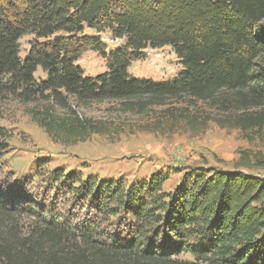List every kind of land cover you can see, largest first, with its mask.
<instances>
[{
  "label": "trees",
  "instance_id": "1",
  "mask_svg": "<svg viewBox=\"0 0 264 264\" xmlns=\"http://www.w3.org/2000/svg\"><path fill=\"white\" fill-rule=\"evenodd\" d=\"M262 22L264 0H0V100L46 104L31 120L68 145L100 133L77 112L93 104L220 100L264 144ZM85 29L125 43L106 51ZM24 36L34 40L21 59ZM164 47L182 66L173 79L128 73L146 49ZM87 51L104 59L105 72L85 76L77 62ZM38 69L45 79L34 78ZM238 154L232 171H194L173 194L162 175L127 185L60 170L36 201L0 194V264H264V178L250 172L264 170V154Z\"/></svg>",
  "mask_w": 264,
  "mask_h": 264
},
{
  "label": "rangeland",
  "instance_id": "2",
  "mask_svg": "<svg viewBox=\"0 0 264 264\" xmlns=\"http://www.w3.org/2000/svg\"><path fill=\"white\" fill-rule=\"evenodd\" d=\"M260 28L264 31V22ZM84 34L99 36L106 51L125 43L108 31L95 34L85 29ZM33 40V36H24L18 41L21 59ZM77 65L85 76L106 71L104 59L91 51L83 53ZM181 69L170 47L148 48L143 60L131 63L128 73L134 78L158 82L173 79ZM34 78L45 79V74L38 69ZM221 104L220 100L200 103L189 98L142 110H128L117 102L93 104L77 112L91 119L100 133L91 135L84 143L68 145L51 140L31 120L29 112L46 104L25 105L12 98L0 100V128L7 132V138H0L5 145L0 153V194L8 199L36 201L53 186L50 175L55 170L78 173L83 179L121 180L127 185L162 175L163 191L167 194L180 190L194 171L210 168L232 171L238 151L264 154V144L253 131H243L237 126L239 113ZM53 110L60 112L57 108ZM250 172L264 178V170ZM47 194L51 196L53 191ZM111 221L119 224L118 219ZM178 259L194 261L189 254H182Z\"/></svg>",
  "mask_w": 264,
  "mask_h": 264
}]
</instances>
